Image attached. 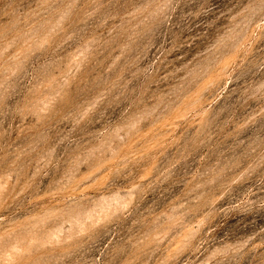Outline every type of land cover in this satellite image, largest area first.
Returning <instances> with one entry per match:
<instances>
[{"label":"rangeland","instance_id":"1","mask_svg":"<svg viewBox=\"0 0 264 264\" xmlns=\"http://www.w3.org/2000/svg\"><path fill=\"white\" fill-rule=\"evenodd\" d=\"M0 264H264V0H0Z\"/></svg>","mask_w":264,"mask_h":264}]
</instances>
